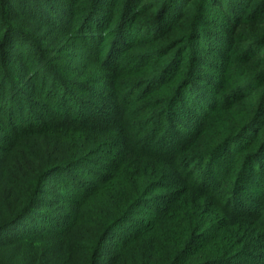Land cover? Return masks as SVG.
<instances>
[{
	"label": "trees",
	"instance_id": "16d2710c",
	"mask_svg": "<svg viewBox=\"0 0 264 264\" xmlns=\"http://www.w3.org/2000/svg\"><path fill=\"white\" fill-rule=\"evenodd\" d=\"M38 1L0 0V264H264V0H64L93 76L27 84ZM53 173L76 189L38 233Z\"/></svg>",
	"mask_w": 264,
	"mask_h": 264
},
{
	"label": "rangeland",
	"instance_id": "374dc122",
	"mask_svg": "<svg viewBox=\"0 0 264 264\" xmlns=\"http://www.w3.org/2000/svg\"><path fill=\"white\" fill-rule=\"evenodd\" d=\"M43 7L41 10L37 11L38 15L40 14L45 19H52L49 22L40 23L38 19H36L37 15L33 14L35 10L28 13H23L20 10L14 9V11H20L21 15L24 17H21L17 19L15 22L19 25L25 27L28 32L30 33V37L33 39V42H31L28 46L26 52H25V58H21L22 65L18 68L17 72L20 73V75H24L22 78L23 80L27 81V84H30L33 82V80L29 79L27 76L29 74L35 75L37 72H39L41 69H44L45 65H52L53 67H64L67 69L68 74H72V78H76L78 80L86 79V77L93 76V66L90 65L89 68L82 67V64L85 62L87 58L90 57V52L85 50L80 42H78L71 33H68L65 30L57 29L55 26H50L53 24L52 21H59V15L65 10H69V2H64V0H42ZM65 4V5H63ZM19 9H22V11H26L23 8H32L31 4H23L19 3L18 5ZM30 6V7H28ZM65 6V8H64ZM34 8V7H33ZM41 20H44L41 18ZM59 24V23H57ZM84 57V58H83ZM210 59L214 60L213 57ZM39 60V62H35ZM216 61V60H215ZM224 67H226L224 65ZM78 68V69H77ZM90 69V70H89ZM208 70V68H201V70ZM206 73V71H205ZM44 76L48 75L49 78H52L53 76L44 73ZM200 77H203L201 74ZM71 78V77H70ZM71 78V79H72ZM101 88V86H99ZM95 161H97L99 164L104 163L101 158H94ZM91 168L90 164H84V166L76 165L72 172H77L79 175H81L82 179L81 181H90L89 174L86 173L87 170ZM56 179V182H55ZM61 179V180H59ZM66 176L53 173L49 176V178L46 181V188L52 193L51 195L54 196V198H51V203L49 204L47 208V215L41 216L45 219H48L49 217H52L48 219V222H52L54 224H46L45 221H39L37 218L36 220H33L34 223L37 225V227H32L33 229L37 230L38 233L40 232H46L53 230L54 232H61L62 229H66V224L62 225L60 222L63 221L65 223V219L62 218L64 216H67V209L63 206V203L65 201L64 198H62L63 195L67 194V198L70 196L72 197V194L74 193L75 189L74 187L68 188L67 183L65 181ZM58 182V183H57ZM138 210L136 212V215L134 219H140V217H147V214L145 213V216H140ZM65 217V218H66ZM67 219V218H66ZM31 226H33L31 224ZM30 226V227H31ZM56 227V228H55ZM7 232H3V234H0V239L5 236ZM47 234H50L47 232ZM115 235V233L112 234V236ZM111 236V237H112ZM56 237V236H54ZM48 245L52 246V250L56 251V238L50 239L47 241ZM121 246L118 244L111 245L109 247V250L114 253L117 251ZM105 257H108V253H106Z\"/></svg>",
	"mask_w": 264,
	"mask_h": 264
}]
</instances>
